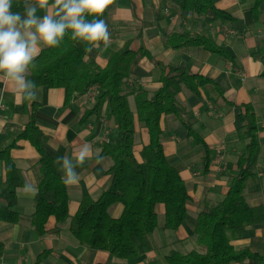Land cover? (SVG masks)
<instances>
[{
	"label": "crops",
	"instance_id": "obj_1",
	"mask_svg": "<svg viewBox=\"0 0 264 264\" xmlns=\"http://www.w3.org/2000/svg\"><path fill=\"white\" fill-rule=\"evenodd\" d=\"M22 14L29 0H17ZM256 0H215L217 8L228 12L234 19L206 22L203 16L188 14L169 0H113L106 8L104 21L110 33L107 48L101 42L99 48L87 53L86 60H93L100 67L108 63L110 51H117L126 41L134 50L143 48L155 61L183 67L189 73L209 76L224 91L226 98L207 86L197 95L182 87L177 100L186 108L185 119L192 123L212 148L209 171L203 173L202 148L193 145L192 139L181 122L174 115H162L161 140L168 161L176 167L185 180L189 199L187 217L177 229H166L165 205H156L158 227L146 235L140 244L139 255L129 259H117L109 252L87 248L79 243L69 226L83 197L96 199L111 183L107 174L112 160L108 156L97 158L104 142L117 140L116 117L109 111L106 102L100 115L91 114L82 118L87 110L93 109L101 90L90 87L82 95L66 103V91L62 87L41 85L36 89L39 107L36 121L43 132L42 145L56 160L57 157L71 156L84 145L92 151L91 159L78 166L80 175L75 185H66L69 196V217L58 223L50 216L45 224L46 233L37 237L30 223L34 212V196L17 189L15 210L21 215L18 223L0 220V242L5 245L0 264H33L42 251H50L41 264H168L166 255L171 250L187 253L197 249L195 228L200 212H210L211 206L221 202L230 185L236 161L244 151L247 140L239 137L241 123L238 115L243 112L242 104L253 105L259 126L258 138L261 150L255 171L257 188L249 181L244 197L250 206L261 205L264 201V57L255 58L253 52L261 47L264 38V2L259 13L253 17L251 9ZM54 8L38 9L42 17ZM172 32H191L211 37L217 44L225 46L234 58L231 62L217 54L199 47L182 49L167 48L165 35ZM45 46L40 45L41 50ZM161 71L148 56L139 53L131 66V74L125 80L123 89L128 93L131 109L135 112V94L141 90L149 96L160 86ZM228 101L232 102L229 103ZM27 121L22 101H18L10 86L0 82V148L10 145L22 132ZM134 153H140L149 143L147 129L135 117ZM11 150L14 162L27 183L37 188L35 166L40 155L36 148L25 139ZM50 144L52 147H50ZM55 149V150H54ZM57 172L64 176L62 163L56 164ZM4 171L2 179H4ZM5 202L0 199V208ZM123 205L119 202L109 206L112 217H119ZM235 249H250L264 256V223L249 226L241 236L232 238ZM230 264H264L250 260Z\"/></svg>",
	"mask_w": 264,
	"mask_h": 264
},
{
	"label": "trees",
	"instance_id": "obj_2",
	"mask_svg": "<svg viewBox=\"0 0 264 264\" xmlns=\"http://www.w3.org/2000/svg\"><path fill=\"white\" fill-rule=\"evenodd\" d=\"M169 1L183 12L203 16L206 22L235 19L228 12L217 8L215 0ZM263 2L255 1L251 9L253 17L256 18ZM11 10L23 15L17 0H13ZM105 16L106 10L99 18L104 20ZM87 19L92 20L93 17ZM165 39L167 48L199 47L234 62L227 48L209 36L172 32L166 34ZM89 46L86 42L73 40L69 30L59 46L44 47L40 51L34 66L29 67L28 79L35 81L36 89L41 85L64 88L66 103L92 86L101 90L95 106L85 112L82 121L93 113L100 115L106 102L110 114L116 117L117 140L104 142L97 155V158L108 156L112 160L106 171L112 180L96 199L83 197L69 228L81 245L107 251L117 259H129L139 255L140 244L144 242L145 236L159 226L155 210L157 204L165 205L163 228L177 229L187 217V201L190 197L185 180L165 154L161 140L162 115H174L185 128L187 137L192 139V144L201 146L203 173H206L211 164L212 148L192 123L185 119L186 108L177 100V95L183 86L197 95H200L201 89L209 86L223 98L226 96L209 76L189 73L183 67L155 61L145 49L134 50L130 41H126L117 51H110L108 63L103 68L93 60H86L85 49ZM139 53L148 56L159 66L160 86L151 96L143 90L137 92L134 112L123 84L130 76L131 66ZM253 56L264 57V38ZM260 75L264 76V69ZM22 106L27 121L21 134L10 145L0 148V199L5 202V207L0 208V220L10 223L21 220V215L15 210L17 189L24 187L27 182L23 172L17 168L11 150L18 146L20 139H25L40 155L35 166L37 194L34 196V212L29 218L35 236L40 237L46 233L45 224L50 216H55L58 223L67 221L69 196L67 186L57 172L54 157L42 145L43 132L36 121L39 103L36 99L23 100ZM242 107L244 110L238 115L241 123L239 137L247 140V143L236 161L228 191L221 202L211 206L210 212L198 214L195 228L197 249L187 253L169 251L166 255L168 264H230L244 260L264 263V256L248 248L237 250L231 243L232 238L241 236L249 226L264 223V201L261 205L250 206L244 197L249 181H254L260 189L255 165L261 144L253 105L247 103L242 104ZM135 117L149 135V143L142 149L140 159L133 149ZM3 171L4 179L1 178ZM116 202L123 205V210L119 217H112L108 208ZM4 249L5 245L0 242V256ZM49 252L42 251L33 264H41Z\"/></svg>",
	"mask_w": 264,
	"mask_h": 264
},
{
	"label": "clouds",
	"instance_id": "obj_3",
	"mask_svg": "<svg viewBox=\"0 0 264 264\" xmlns=\"http://www.w3.org/2000/svg\"><path fill=\"white\" fill-rule=\"evenodd\" d=\"M111 3L113 0H52L51 4L50 0H29L24 6L25 14L21 15L11 10L13 0H0V82L12 88L18 101H34L36 83L28 79V70L40 54V45L57 47L70 30L73 40L90 45L85 49L87 53L99 48L101 42L107 48L110 33L99 17ZM50 8L55 9L54 13L37 16L38 9ZM89 16L93 19H87ZM91 157L87 145L71 156L57 157L54 163H62L63 182L77 184L80 175L76 168ZM24 192L37 194L35 185L30 183L25 184Z\"/></svg>",
	"mask_w": 264,
	"mask_h": 264
}]
</instances>
